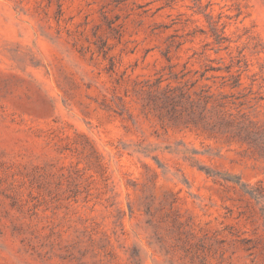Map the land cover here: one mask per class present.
<instances>
[{
    "label": "rangeland",
    "instance_id": "374dc122",
    "mask_svg": "<svg viewBox=\"0 0 264 264\" xmlns=\"http://www.w3.org/2000/svg\"><path fill=\"white\" fill-rule=\"evenodd\" d=\"M0 264H264V0H0Z\"/></svg>",
    "mask_w": 264,
    "mask_h": 264
}]
</instances>
